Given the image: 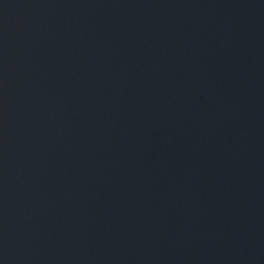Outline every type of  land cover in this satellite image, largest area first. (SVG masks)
I'll return each mask as SVG.
<instances>
[{
    "label": "water",
    "instance_id": "obj_1",
    "mask_svg": "<svg viewBox=\"0 0 264 264\" xmlns=\"http://www.w3.org/2000/svg\"><path fill=\"white\" fill-rule=\"evenodd\" d=\"M0 264H264V0H0Z\"/></svg>",
    "mask_w": 264,
    "mask_h": 264
}]
</instances>
